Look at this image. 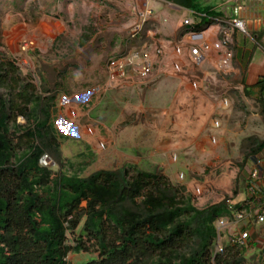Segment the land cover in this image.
Listing matches in <instances>:
<instances>
[{"label":"trees","instance_id":"obj_1","mask_svg":"<svg viewBox=\"0 0 264 264\" xmlns=\"http://www.w3.org/2000/svg\"><path fill=\"white\" fill-rule=\"evenodd\" d=\"M165 1L196 11L200 5V0ZM208 22L203 17L194 30L185 24L184 34L201 32ZM17 70L14 63L0 61V264H70V253L88 249L82 237L93 240L98 252L82 264L245 261L247 244L222 237V250H215V221L232 220L233 210L247 209L246 193L243 199L224 197L198 207L185 187L160 169L134 164L51 177L53 171L41 166L39 158L52 153L62 163L59 143L67 137L54 124L55 94L37 92L32 80L19 83ZM19 116L26 122H16ZM263 148L264 140L245 138L237 166L244 168ZM242 185L238 194L246 192L244 176ZM68 231L75 234L72 242ZM262 252L264 248L257 254L258 264Z\"/></svg>","mask_w":264,"mask_h":264},{"label":"rangeland","instance_id":"obj_2","mask_svg":"<svg viewBox=\"0 0 264 264\" xmlns=\"http://www.w3.org/2000/svg\"><path fill=\"white\" fill-rule=\"evenodd\" d=\"M148 1L168 5L165 0H0V61L14 63L18 68L19 83L32 80L37 92L43 94V89H48L49 94H55L57 106L52 111L54 124L59 132L67 135L59 143L62 163L54 154H49L52 163L48 167L53 171L51 177L57 172L86 175L99 169H116L134 164L140 169H160L158 172L170 181L183 185L184 191L191 194V201L198 207L224 197L237 198L243 189L244 170L239 166L236 172L234 166L240 165L242 157L218 162L217 166L205 172L192 170L187 175L185 165L180 168L184 163L181 162L183 154L176 152V158H179L173 166L181 170L183 176L173 177H168L162 170L159 156L147 157L144 143L155 128L153 120H148L155 115L148 116V110L153 108L157 111L171 102L169 92L161 85L155 86L156 80L137 81L132 71L128 80L129 84L137 83L136 91L128 95L116 93L115 97L121 98V102L113 100L111 89H115L116 81L107 77L108 58L134 50L149 51L158 45L160 38L174 40L166 35L168 31L163 26V5L148 6ZM173 8L170 6V10ZM148 9L150 14L145 13ZM47 22H56L58 30L52 32L48 28L47 31ZM150 89L152 91L148 93ZM229 95L236 97L234 89H229ZM65 97H69V103L74 106L73 112L78 114L76 118L60 114L58 103L61 105L65 102ZM101 99L103 101L99 102ZM97 102L98 105L93 108ZM233 104L234 110L241 108L239 102L234 101ZM138 106L145 107L144 113L140 112ZM122 110L126 113L122 114ZM124 116L128 119L123 124L131 123L133 126H123L116 137L123 140V135L129 133V140L133 143L126 147L114 142L112 148L130 156L116 155L112 159L106 151L110 146L109 135L114 133L116 124L124 120ZM140 121L144 123L139 125ZM16 122L24 123L26 120L19 116ZM166 133L163 127L159 128L160 137H168ZM141 137L146 139L142 140ZM138 148L144 151L139 159L140 156L134 157L136 153L133 152ZM23 149L24 146H21L19 151ZM81 205L83 207L85 202ZM232 225L227 224L226 231L232 232ZM74 235L68 231L70 240ZM82 239L88 249L70 253L67 258L70 264H82L98 255L93 240ZM247 245L246 259L242 264H258V257L252 255L254 247L250 242Z\"/></svg>","mask_w":264,"mask_h":264},{"label":"crops","instance_id":"obj_3","mask_svg":"<svg viewBox=\"0 0 264 264\" xmlns=\"http://www.w3.org/2000/svg\"><path fill=\"white\" fill-rule=\"evenodd\" d=\"M166 3L168 5H163L160 1H148V6L163 5L162 19L165 20L163 26L168 31L166 35L172 36L174 40L172 42L168 38H160L157 46L162 48L163 55L158 58L153 57L157 61L156 69L148 79H143L137 74L136 78L140 82L156 80L155 86L161 85L170 94L169 105L157 111L153 108L148 110L150 113L148 116L151 114L155 116L148 119L143 115L148 120H153L155 128H153V134L147 139L141 138L146 139L144 144L146 152L148 151L147 157L159 156L160 167L168 177H173L183 176L182 171L173 166L179 158H176V152L183 154L181 162L184 163L180 168L182 169L185 165L188 175V172L192 170L205 172L221 161L240 159L242 141L249 136L264 140V0H200L198 11L170 2ZM170 6L174 7V10H170ZM181 10L182 12L178 14ZM235 16L243 20V31L231 26L230 19ZM203 17L209 22L204 29H201L199 33L201 38H196L194 43L199 45L203 40L212 42L219 38L223 31H227L231 40L230 49L233 57L231 67L226 71L217 69V62L221 57L219 51L211 49L205 52L199 64H195L189 54L184 34L185 20L189 23L187 28L194 30ZM48 28L52 32L56 31L58 24L47 22V31ZM178 40H181L179 42H183L184 46L177 53L174 48ZM175 64L181 66L178 72L174 70ZM131 72L132 70L127 67L125 74L115 80L116 86L115 89H111V92L116 102H121V98L115 97L116 93L123 92V95H128L131 91H136L137 83L129 84ZM97 88H99L98 85ZM229 89H234L235 98L229 95ZM151 91L152 89L148 93ZM65 99L66 101L61 105L58 103L60 114L68 118H76L78 114L73 112L74 106L69 103V97ZM234 101L240 103V109L234 110ZM99 102L95 103L93 108ZM138 107L140 112L144 113L145 107ZM124 113L126 111L122 110V114ZM127 119L125 117L117 123L114 133L109 135L110 146L106 151L112 159L116 155V157L129 155L112 148L114 142L121 146L124 144L126 147L133 143L129 140V133L123 135L124 141L121 137L118 139L116 137L119 136L123 126H133L131 123L123 124V121ZM61 120L64 121V119ZM141 123L144 122L140 121L138 124ZM162 127L164 133L168 132L166 133L169 134L168 137L159 136V128ZM141 138H139L140 147L143 146ZM133 152L136 153L134 157L140 156L138 159L142 158L141 154H144L143 148L135 149ZM257 155L264 158V148ZM238 168L234 166L236 172ZM245 168L246 165L243 168L244 177L246 176ZM243 197L245 192L235 199H243ZM249 231L248 242L254 247L252 255L258 257V252L264 248V224L252 221Z\"/></svg>","mask_w":264,"mask_h":264},{"label":"built area","instance_id":"obj_4","mask_svg":"<svg viewBox=\"0 0 264 264\" xmlns=\"http://www.w3.org/2000/svg\"><path fill=\"white\" fill-rule=\"evenodd\" d=\"M146 14H150V9L146 10ZM185 24H189L188 20H185ZM232 27L243 31L244 22L237 16L230 19ZM201 32H187L185 42L189 49V54L192 61L195 64H199L204 58V53L213 49L219 51L221 54L220 59L217 62V69L219 71H226L231 67L232 52L230 49V36L227 31H223L222 35L216 40L209 42L203 40L199 45L195 44L196 38H201ZM176 42L175 52H180L181 47L184 46L183 42ZM163 55L161 47L155 45L151 50L141 51H129L121 56H111L106 61V74L109 80H117L122 77L127 67L135 72L139 77L148 79L154 70V66L157 61L153 57H159ZM181 69L179 64L174 65V70L178 72ZM51 157L44 153L39 158V164L41 166L51 165ZM246 172V197L248 199L246 205L247 209H235L233 210V219L229 220L226 217H220L215 221L217 229L218 240L215 246V250H222L221 238L225 237L232 244H247L250 237L249 226L252 221L255 223L264 224V158L259 155L254 156L248 160L245 168ZM233 204H230L231 208ZM254 215V218L252 216ZM252 219V220H251ZM225 222V223H224ZM233 223L232 232L226 231V225ZM261 264H264V252L260 254Z\"/></svg>","mask_w":264,"mask_h":264},{"label":"clouds","instance_id":"obj_5","mask_svg":"<svg viewBox=\"0 0 264 264\" xmlns=\"http://www.w3.org/2000/svg\"><path fill=\"white\" fill-rule=\"evenodd\" d=\"M45 167H48V166H45Z\"/></svg>","mask_w":264,"mask_h":264}]
</instances>
